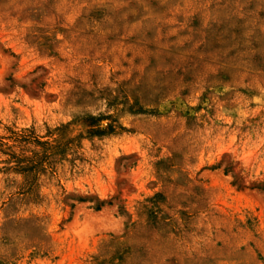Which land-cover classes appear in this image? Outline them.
<instances>
[{
	"label": "rangeland",
	"instance_id": "rangeland-1",
	"mask_svg": "<svg viewBox=\"0 0 264 264\" xmlns=\"http://www.w3.org/2000/svg\"><path fill=\"white\" fill-rule=\"evenodd\" d=\"M0 264H264V0H0Z\"/></svg>",
	"mask_w": 264,
	"mask_h": 264
}]
</instances>
